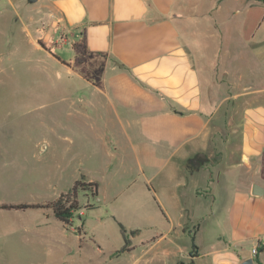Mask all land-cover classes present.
<instances>
[{
	"label": "rangeland",
	"instance_id": "rangeland-1",
	"mask_svg": "<svg viewBox=\"0 0 264 264\" xmlns=\"http://www.w3.org/2000/svg\"><path fill=\"white\" fill-rule=\"evenodd\" d=\"M191 1L186 13L201 11L192 15L194 28L199 30L205 20L216 19L212 20L215 27L221 25L228 4L242 9L237 22L249 4L255 8L243 15L244 22L249 23L250 16L260 20L264 15V0H228L219 11L214 0ZM23 3L28 2L0 0V203L51 200L67 191L81 174L85 180L97 181V191L78 193L79 208L69 224L57 220L48 209H0V264L188 262L191 239L177 226L191 223L192 213L181 212L174 195L180 183L189 191L203 183L200 175L189 178L182 160L192 149L205 151L209 141L198 138L173 155L171 144L159 142L156 136L159 116L155 99H132L117 118L104 94L92 85V77L97 80L107 75L101 64L96 60L90 64L89 82L74 66L81 79L69 77L65 64L51 52L54 45L63 44V37L49 39L45 24L32 23L29 13L20 7ZM212 8L215 18H208L207 11ZM193 24L182 29L189 31ZM262 25L260 32H264ZM193 35L200 43L197 47L192 44L193 60L203 78L217 52L211 42L205 45L203 34ZM233 44L234 49L237 42ZM60 49L65 58L70 57L68 45ZM232 59L228 62L234 67L232 78L240 75L235 73V65L242 71L249 69L245 62L237 64ZM260 74L264 76L262 68ZM216 76L219 78L218 69ZM201 85L205 86L203 81ZM143 118L147 128L135 129L133 124ZM127 124L133 127L124 132ZM210 151L213 153L212 148ZM155 186L159 203L152 192ZM225 214L222 200L205 218L207 247H211ZM161 231H167V237L157 241ZM124 238L127 250L118 252ZM201 253L194 264L224 263L212 253Z\"/></svg>",
	"mask_w": 264,
	"mask_h": 264
},
{
	"label": "crops",
	"instance_id": "crops-1",
	"mask_svg": "<svg viewBox=\"0 0 264 264\" xmlns=\"http://www.w3.org/2000/svg\"><path fill=\"white\" fill-rule=\"evenodd\" d=\"M227 1L214 0L215 10L219 11ZM27 2L20 7L29 13L32 23L45 24L49 39L63 37V44L54 45L51 52L65 62L69 77L81 79L73 70L72 45L85 36L87 52L82 56V65L91 71L92 62L101 64L107 75L97 80L92 77V85L104 94L117 118L130 100L155 99L159 116L156 136L159 142L171 144L173 155L198 138L209 141L205 151L192 149L182 160L188 167L189 178L200 175L203 183L190 191L180 183L174 195L181 212L192 213L191 223L176 226L196 246L193 263L202 251L221 258L223 264H239L246 258H253L254 264H260L258 260L264 263V256L260 255L263 251L258 256L250 251L257 241L264 240V195L251 193L252 183L264 187V76L260 74V69L264 70V32L259 30L264 15L260 20L256 15L250 16V22H244L243 15L255 8L249 4L237 22L236 16L242 9L228 4L221 25L215 27L212 20L216 19L205 20L199 30L194 28L196 20H192V15L201 11L186 13L191 0ZM213 9L207 11L208 18H215ZM191 23H195L189 27L191 30L184 32L182 27L187 29ZM194 33L203 34L205 45L210 46L211 42L217 52L203 78L193 60L192 44H200L192 39ZM63 45L70 47L68 58L62 55ZM232 58L237 64H247L249 69L242 71L235 65V73L240 75L232 78L234 67L228 64ZM146 107L141 110L144 112ZM151 113L154 115L155 111L152 109ZM143 120L133 124L134 128L145 130ZM129 126L133 127L123 126L124 132ZM156 188L152 192L159 203ZM217 198H221L219 202ZM222 200L225 218L213 234L211 247H207L204 220ZM166 237L167 231L156 235L157 241Z\"/></svg>",
	"mask_w": 264,
	"mask_h": 264
},
{
	"label": "trees",
	"instance_id": "trees-1",
	"mask_svg": "<svg viewBox=\"0 0 264 264\" xmlns=\"http://www.w3.org/2000/svg\"><path fill=\"white\" fill-rule=\"evenodd\" d=\"M75 50L74 56V68L76 71L85 77L86 80H90V71L82 68L83 59L87 52L85 36L82 37L80 42H76L72 45ZM55 58L60 60L56 55ZM62 61V60H61ZM63 63H65L63 61ZM86 176L81 174L80 177L75 179L69 189L65 192L60 193L57 197L51 200L45 201H36V202H17V203H0V209L6 210H23L27 208H40V209H48L52 212L54 217L62 222L63 224H69L73 217L75 210L79 208L78 204V193L80 191L92 190L97 191V181L96 180H85ZM122 227V226H121ZM192 239V238H191ZM127 244V240L124 238V245L118 250V252L126 251L125 248ZM263 250V248H260ZM190 260L188 262H184L183 260L176 262V264H194L193 257L197 255L196 246L191 241V249L188 252Z\"/></svg>",
	"mask_w": 264,
	"mask_h": 264
},
{
	"label": "water",
	"instance_id": "water-1",
	"mask_svg": "<svg viewBox=\"0 0 264 264\" xmlns=\"http://www.w3.org/2000/svg\"><path fill=\"white\" fill-rule=\"evenodd\" d=\"M251 193L253 195H264V187L257 183H252ZM239 264H254V261L253 258H246L242 260Z\"/></svg>",
	"mask_w": 264,
	"mask_h": 264
},
{
	"label": "built area",
	"instance_id": "built-area-1",
	"mask_svg": "<svg viewBox=\"0 0 264 264\" xmlns=\"http://www.w3.org/2000/svg\"><path fill=\"white\" fill-rule=\"evenodd\" d=\"M260 248H263V249H264V240H263V239L257 241V242L251 247V249H250L251 254L255 256L256 254H258V253L261 251Z\"/></svg>",
	"mask_w": 264,
	"mask_h": 264
}]
</instances>
